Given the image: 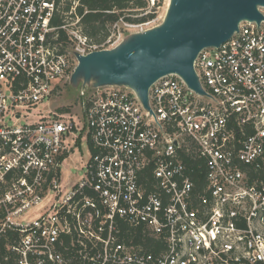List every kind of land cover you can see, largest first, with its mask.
<instances>
[{"label":"built area","instance_id":"1","mask_svg":"<svg viewBox=\"0 0 264 264\" xmlns=\"http://www.w3.org/2000/svg\"><path fill=\"white\" fill-rule=\"evenodd\" d=\"M64 1L0 0V264H264V20L199 53L205 96L171 74L150 88L151 111L104 87L81 91L83 127L66 115L22 123L76 53L105 50L80 19L61 27L73 46L61 49ZM81 135L86 173L67 188Z\"/></svg>","mask_w":264,"mask_h":264},{"label":"water","instance_id":"2","mask_svg":"<svg viewBox=\"0 0 264 264\" xmlns=\"http://www.w3.org/2000/svg\"><path fill=\"white\" fill-rule=\"evenodd\" d=\"M264 0H170L163 22L131 35L113 49L75 54L71 85L82 90L120 87L132 90L151 111L149 91L162 77L179 75L205 96L195 70L199 53L220 48L242 22L260 24Z\"/></svg>","mask_w":264,"mask_h":264},{"label":"rangeland","instance_id":"3","mask_svg":"<svg viewBox=\"0 0 264 264\" xmlns=\"http://www.w3.org/2000/svg\"><path fill=\"white\" fill-rule=\"evenodd\" d=\"M160 3L157 7L156 18L148 21L146 23H125L119 22L113 27L112 34L110 38L104 43L105 50L113 49L120 45L123 41L128 39L131 35L136 33L145 32L152 28L159 26L167 13L170 0H157L156 4ZM151 9L155 6H151ZM260 10H263L261 8ZM73 46L69 45V49ZM81 86L75 88L71 85V74L68 78L62 81L57 88V91L53 94L50 100H45L36 109H34L29 117L22 120V123H38L42 117L45 116H59L66 115V118H75L77 121H81V126L85 124V119L83 118L82 107L84 99L81 97ZM76 136H72L69 139V144L71 148V154L69 159L62 166V184L70 188L76 182H78L82 177H84L85 164L89 160V149L88 141L85 135L79 136L77 144L75 143ZM41 213V210L34 212L30 220L36 219Z\"/></svg>","mask_w":264,"mask_h":264},{"label":"trees","instance_id":"4","mask_svg":"<svg viewBox=\"0 0 264 264\" xmlns=\"http://www.w3.org/2000/svg\"><path fill=\"white\" fill-rule=\"evenodd\" d=\"M159 6L160 3L155 4L151 9L150 0H65L52 22V26L58 29L56 43L62 45V50L67 49L71 42L61 27L80 19L74 28L78 27L95 45H104L116 24L151 21L156 18ZM151 246L152 242L148 240L146 247Z\"/></svg>","mask_w":264,"mask_h":264}]
</instances>
